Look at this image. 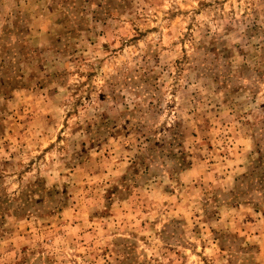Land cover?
Listing matches in <instances>:
<instances>
[{"label": "rangeland", "instance_id": "374dc122", "mask_svg": "<svg viewBox=\"0 0 264 264\" xmlns=\"http://www.w3.org/2000/svg\"><path fill=\"white\" fill-rule=\"evenodd\" d=\"M0 264H264V0H0Z\"/></svg>", "mask_w": 264, "mask_h": 264}]
</instances>
